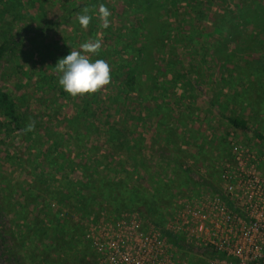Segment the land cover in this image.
I'll list each match as a JSON object with an SVG mask.
<instances>
[{
	"label": "rangeland",
	"instance_id": "374dc122",
	"mask_svg": "<svg viewBox=\"0 0 264 264\" xmlns=\"http://www.w3.org/2000/svg\"><path fill=\"white\" fill-rule=\"evenodd\" d=\"M85 7L87 29L77 19ZM9 36L0 91L21 118L19 131H0V206L24 264H94L93 223L166 226L193 193L221 195L235 142L264 157V0H0V43ZM96 39L90 59L110 65L111 83L73 97L55 67ZM121 70L132 71L134 93L123 95ZM125 127L128 155L113 144ZM185 255L208 264L200 250Z\"/></svg>",
	"mask_w": 264,
	"mask_h": 264
},
{
	"label": "built area",
	"instance_id": "2783aa9c",
	"mask_svg": "<svg viewBox=\"0 0 264 264\" xmlns=\"http://www.w3.org/2000/svg\"><path fill=\"white\" fill-rule=\"evenodd\" d=\"M232 155L235 167L220 174L221 195L193 193L166 226L137 218L93 223L85 240L94 264H188L163 230L208 255V264H264V157L238 142Z\"/></svg>",
	"mask_w": 264,
	"mask_h": 264
},
{
	"label": "clouds",
	"instance_id": "9594fccd",
	"mask_svg": "<svg viewBox=\"0 0 264 264\" xmlns=\"http://www.w3.org/2000/svg\"><path fill=\"white\" fill-rule=\"evenodd\" d=\"M90 11L91 9L85 7L77 16L79 24L84 29L88 28L92 20ZM98 11L103 27L107 28L109 10L101 4ZM101 47L102 42L99 39L89 40L81 44L79 50L71 49L66 57L58 60L55 67L57 73L61 74L58 82L67 94L73 97L92 95L111 83L110 65L103 59H97L94 62L90 59V54H98ZM34 130V122L29 123L25 129V131Z\"/></svg>",
	"mask_w": 264,
	"mask_h": 264
},
{
	"label": "trees",
	"instance_id": "16d2710c",
	"mask_svg": "<svg viewBox=\"0 0 264 264\" xmlns=\"http://www.w3.org/2000/svg\"><path fill=\"white\" fill-rule=\"evenodd\" d=\"M218 22L215 21V24ZM46 29H50L49 26H45ZM217 31L219 29L217 28ZM15 44V38L13 36H9L7 39H4L0 43V64L2 63L3 59L9 54V52H12V46ZM128 68V67H127ZM263 69L260 68L258 71H254L253 73H262ZM258 75V74H257ZM118 77L121 78V81L119 82L120 88H122V93L124 94H130L134 93L136 91L137 85H135L134 76L132 74L131 70H128L127 73H124L122 70L118 72ZM125 91V92H124ZM20 116L17 114L15 109V104L11 100L8 93H5L3 91H0V131L3 130L4 135L8 136V133L11 132H17L19 131V123H20ZM227 121L230 123V125L237 130L240 131H248L247 122L239 117H227ZM134 129L131 128H124L125 133H121V131H118V133L122 134L117 136L116 143H113L114 146L119 150L120 152L125 150V154H130L132 149V146H130V142H126L125 135L124 134H130ZM137 144V143H136ZM134 148V147H133ZM184 169L191 175L192 171L191 169L186 166ZM4 210H1L0 206V264H24L22 261V258L18 257L20 256L19 250H16V248H12L10 244V234L6 229L5 218L3 216ZM154 223V222H153ZM155 224V223H154ZM156 226H159L155 224ZM163 233L171 240L176 242V244H180L182 248L185 250L189 249L190 246L183 243L181 237L174 236L173 234L169 233L166 230H163ZM14 244V243H13ZM12 244V245H13Z\"/></svg>",
	"mask_w": 264,
	"mask_h": 264
}]
</instances>
